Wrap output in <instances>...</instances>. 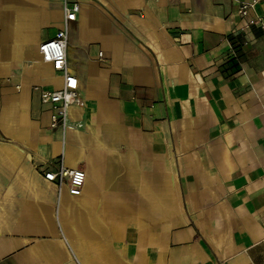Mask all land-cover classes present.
Here are the masks:
<instances>
[{
    "label": "crops",
    "instance_id": "obj_1",
    "mask_svg": "<svg viewBox=\"0 0 264 264\" xmlns=\"http://www.w3.org/2000/svg\"><path fill=\"white\" fill-rule=\"evenodd\" d=\"M67 1L62 132L32 88L62 86L63 0H0V264H264V32L233 0Z\"/></svg>",
    "mask_w": 264,
    "mask_h": 264
},
{
    "label": "built area",
    "instance_id": "obj_2",
    "mask_svg": "<svg viewBox=\"0 0 264 264\" xmlns=\"http://www.w3.org/2000/svg\"><path fill=\"white\" fill-rule=\"evenodd\" d=\"M233 1L238 5L239 15L245 19L244 28L249 29L251 26H257L264 32V18L255 13L257 4L264 0ZM78 9L77 3H69L67 0H63L62 28L54 34L53 38L38 46V53L42 61L51 64L54 70L61 73L62 86L57 90L43 89L38 86L32 88L40 99L49 105V128L60 129L62 132L74 128L68 123V112L72 106L81 104L77 78L68 71L66 61L68 26L70 22L76 20ZM43 178L56 184L58 188L67 182L69 193L78 196L84 184L85 172L81 169L66 168L59 164L54 171L44 172Z\"/></svg>",
    "mask_w": 264,
    "mask_h": 264
}]
</instances>
